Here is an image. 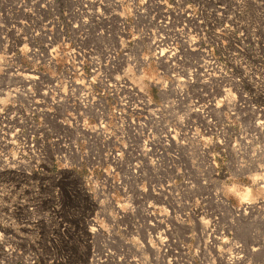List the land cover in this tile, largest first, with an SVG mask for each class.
Segmentation results:
<instances>
[{
  "label": "bare ground",
  "instance_id": "bare-ground-1",
  "mask_svg": "<svg viewBox=\"0 0 264 264\" xmlns=\"http://www.w3.org/2000/svg\"><path fill=\"white\" fill-rule=\"evenodd\" d=\"M11 1L15 12L23 15L9 23L0 22V131L12 138L14 156L37 158L33 164L35 173L46 172L39 160L44 161L50 155L60 163L59 169L79 168L85 163L92 180H95L93 169L100 168L101 182L110 180L109 173L119 170L120 165L125 172L145 171L147 167L153 173L163 168L178 173L183 166V157L188 159L189 166L195 162L193 143L196 140L209 143L215 134L217 143L228 141L226 133L230 124L217 120L216 116L228 113L230 117L238 118V111L248 106L256 111L255 133H264V102L255 103L249 92L239 86L243 77L235 74L230 78L225 65L209 50L202 48L199 51L191 31L182 32L170 22L168 15L157 17L155 11L149 13L145 6L132 4L130 13L119 15L115 21L109 15L103 25L96 21L93 39H84L79 24L67 20L69 8L64 0ZM92 1L96 2L95 12L99 14L102 3ZM9 9L12 10L10 6ZM113 28L118 34L110 32ZM110 37L113 40H109ZM194 52L202 53L197 60L192 58L194 55L190 56ZM151 59L156 61L160 72L167 73L166 79L153 83L158 102L133 80ZM253 78L254 85L260 90L255 89L257 94L264 99V81L256 74ZM219 122L220 126H217ZM236 132L232 138V141L238 140V148L233 146L238 157L236 163L243 167L247 161L242 158L239 142L250 140ZM131 134L137 136L140 157L133 162L128 156L134 149ZM201 147L202 154L213 164L212 170L218 174L211 160L215 154L208 153L205 144ZM254 148L258 149L256 145ZM221 151L226 152V147H220L218 154ZM249 159H256L255 154L250 153ZM257 161L252 176L264 174V159ZM197 179V184L188 179L186 185L192 190L198 185H207L204 175L200 174ZM254 183L264 193V181ZM108 187L114 188L112 179ZM53 188L52 193L57 194L59 186ZM154 188L162 190L163 186ZM82 189L87 197V194L101 193L99 195H104L107 202L114 203L110 193H103L104 188L101 190L97 184L92 188L85 184ZM213 196L220 209L224 208L237 219L240 215L252 217L253 213L262 210L264 213L263 198L233 205L222 193ZM209 200L207 193L190 199L189 218L204 223L201 232L205 243L214 250L208 257L211 264H215L216 258L220 260L219 264H257L243 253L244 249L255 252L256 246L243 247L235 239L233 230L216 228L217 215L221 216V213L211 210ZM125 208V212L129 211V204ZM95 217L92 218V233H99L104 237L103 241L109 243L106 246L102 243L99 251L98 243L94 242L97 245H92V264L177 263L176 249L152 243L150 247L156 256H147V263L136 258L126 261L123 254L116 256L117 251L110 244L113 233H109L106 219L96 214ZM114 217L120 215L111 216ZM162 226L156 237L164 239L168 226L166 222ZM147 236L150 238L148 232ZM214 242L220 244L214 248ZM160 253L163 256L159 257ZM170 253L172 257H164ZM243 258L246 260L241 261Z\"/></svg>",
  "mask_w": 264,
  "mask_h": 264
},
{
  "label": "rangeland",
  "instance_id": "rangeland-1",
  "mask_svg": "<svg viewBox=\"0 0 264 264\" xmlns=\"http://www.w3.org/2000/svg\"><path fill=\"white\" fill-rule=\"evenodd\" d=\"M99 1L102 3L99 14L95 12L96 2L92 0L63 1L69 8L66 12L67 20L79 24V31L84 39H93L92 30L96 21L98 25H103L108 15L115 21L119 15L129 14L133 8L132 4L145 6L147 12L155 11L157 17L164 18L168 15L170 22L182 32L191 31L199 51L202 48L209 50L225 65L230 78L235 74H239V78L243 77L239 86L249 92V97L254 99L255 103L264 102L253 83L254 74L264 81V0ZM11 2L0 0L2 23L12 22L23 15L22 12H15ZM110 32L118 34L116 28ZM67 35L70 36L69 29ZM109 40H113V37ZM201 54L194 52L190 56L194 55L192 58L197 60ZM166 78L167 73L160 72L156 61L151 59L134 75L133 80L158 102L157 88L153 83ZM250 86L254 88H249ZM214 90L216 91L217 87ZM257 90L260 91L258 88ZM222 115L216 116V119L230 124L227 127L228 132L226 131L228 141L217 143L215 134L209 143L196 140L193 143L195 162L189 166L188 159L183 157V166L178 173L167 168L153 173L147 167L145 171L125 172L120 165L119 170L109 173L110 180L114 182L112 190L108 187L110 180L101 182L103 175L100 168L93 169L95 180H92L88 177L85 163L79 168L59 169L60 163L51 155L44 161L39 160L46 172L35 173L33 164L37 158L27 155L21 159L14 156L15 146L12 138L0 131V264H92V245H97L94 242L98 243L99 251L102 243L103 246L109 243L104 242V237L99 233L95 235L91 231L94 222L92 218L96 219L95 214L106 219L108 231L113 233L110 244L117 251L116 256L123 254L126 261L136 258L147 263V256H156L150 247L152 243L164 248L169 245L176 249L177 263L173 264H188L187 261L191 262L190 264H211L208 257L214 250L205 243L201 232L204 223L196 218H189V200L204 193L210 195L211 210L221 213V216L217 215L216 228L226 227L233 230L235 239L240 241L243 247L256 246L255 252L244 249L243 253L250 261L264 263L263 210L253 213L252 217L240 215L237 219L234 214L224 208L220 209L213 201V195L222 193L233 205H239L241 201L237 193L246 189L250 193L251 201L260 198L264 200L263 191L252 179L257 160L264 159V133H255L257 129H254L253 124L255 125L257 119L256 111L250 106L239 110L238 118L230 117L228 113ZM218 125L220 126V122ZM7 132L10 133V130L7 129ZM234 132L238 133V136H247L250 140L248 143L239 142L242 158L247 161L243 167L237 165L238 157L235 156L234 147L238 148V140L232 141ZM131 143L134 149H131L128 156L133 162L140 159L135 134H131ZM202 144L207 146L208 153L215 154L211 160L214 161L218 174L212 170L213 164L209 163L207 155L202 154ZM254 145L258 149L254 150ZM220 147H226V152L221 151L218 154ZM185 151L184 148V154ZM250 153H254L256 159L250 160ZM200 174L204 175L207 185L190 189L186 185L187 180L197 184ZM85 184L88 188L95 184L101 190L104 188L103 193H110L114 203L107 202L104 195H99L101 193L85 196L82 192V185ZM159 185L163 186L162 190L154 188ZM55 186L60 188L57 194L52 193ZM101 198L104 200L101 201ZM127 204L129 211L125 212ZM110 215L120 217L111 218ZM165 222L168 226L167 236L162 235L164 239L156 237ZM219 244L214 242V248ZM161 256L163 255L160 253L159 257ZM166 256L172 257V254L164 255ZM204 256L205 258H202ZM245 260L243 258L241 261ZM214 262L219 264L220 260L216 258Z\"/></svg>",
  "mask_w": 264,
  "mask_h": 264
},
{
  "label": "clouds",
  "instance_id": "clouds-1",
  "mask_svg": "<svg viewBox=\"0 0 264 264\" xmlns=\"http://www.w3.org/2000/svg\"><path fill=\"white\" fill-rule=\"evenodd\" d=\"M253 181L255 182L256 180H261L264 181V174H261L259 176H253L252 177ZM237 196L240 201H249L250 196L247 190H245L243 193H237Z\"/></svg>",
  "mask_w": 264,
  "mask_h": 264
}]
</instances>
